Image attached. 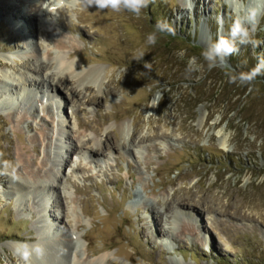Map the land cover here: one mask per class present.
<instances>
[{
	"label": "rangeland",
	"instance_id": "1",
	"mask_svg": "<svg viewBox=\"0 0 264 264\" xmlns=\"http://www.w3.org/2000/svg\"><path fill=\"white\" fill-rule=\"evenodd\" d=\"M258 1L149 0L136 15L93 0H0L7 89L40 62L52 60L36 74L54 75L55 55L102 72L80 87L58 75L64 83L46 92L52 98L34 75L25 77L31 91L12 102L0 85V264H23L14 246L43 240L44 224L54 241L81 237L70 264L74 252L90 264H264ZM160 20L167 31L156 29ZM237 22L250 43L231 35ZM217 41L234 51L209 67L203 52ZM98 146L112 148L93 154ZM27 166L56 175L49 198L11 191Z\"/></svg>",
	"mask_w": 264,
	"mask_h": 264
},
{
	"label": "bare ground",
	"instance_id": "2",
	"mask_svg": "<svg viewBox=\"0 0 264 264\" xmlns=\"http://www.w3.org/2000/svg\"><path fill=\"white\" fill-rule=\"evenodd\" d=\"M254 1L257 2V0H254ZM258 3L262 4L263 0L261 2L258 1ZM42 12L45 13L46 11L44 10ZM34 16L35 15H33V13L31 14V12H30L24 18H27L28 20L31 21V20H34ZM45 54L47 57H49L51 52H46ZM69 55H70V53H68L66 55V57H63L62 55H55V57L53 59L54 68L56 70L54 75H53V73H51L49 75H46V74L38 75V74H36L35 70L37 67H44L43 65H45V64L50 66V63H52L51 62L52 60H50L46 63H45V61L40 62L39 65L37 64L38 66H36L33 69H30L26 75H20V76L17 75L16 77H19L18 78L19 80L18 79H16V80L12 79V81H15L16 85H9L10 88H8V89L6 88V86H8L7 80L10 79V75L7 73H3V75H2L3 79L0 81V85L2 88L1 91L2 92L4 91L3 93L5 94V97L7 99L11 100V102H12V100L14 99L13 97L15 95L14 93L21 95L27 91L30 92L31 90H29V88L27 86H30L29 82L34 81L33 83H35L36 80H39L37 85H42V86L46 87V89L42 88V89H44L43 93H45L46 96H50V94L46 93L47 91H48V93L53 94V93L57 92L58 84L61 82L64 83L62 80L60 81L58 79V75H59V77H61V79L62 78L66 79L67 77L75 78V80L77 82L76 83L77 87L82 86L83 83H94L98 80L100 74L102 73L101 70H99L97 68L78 70L75 63L67 61V58H69ZM32 75L35 76L33 81H28V79L25 78L26 76L30 77ZM11 88H12V90H11ZM26 89H28V90H26ZM150 102H151L150 106L154 107L156 102H157V98H153ZM5 103H10V102L5 101ZM84 145H86V144H84ZM220 145L222 147L225 145V139L220 140ZM107 146H110V144H108ZM111 148L112 147H106V148L100 149V147L98 146L97 148H95L94 152L93 151H91V152L93 154L103 155V154H105V149H111ZM74 149H75V147H74ZM33 152L36 154L39 153L38 149H36L35 147L33 148ZM45 175H46V178L44 179V175H41L40 173H37V172L33 173L32 171L28 170V166H27L25 169V173H23L22 176L20 175V177H18V179H19L18 182L11 181V187H12L11 191L12 192L15 191L14 193H18L20 195V199H22L23 196H25L26 194H34L36 197L47 196L49 198V193L55 189V183L57 182V180H56L57 177L55 174L53 175L51 172H46ZM42 178H43V180H42ZM12 192H11V194H12ZM158 213H159V210H158ZM42 231H43L42 236L44 237V239L43 240L40 239L37 243L32 245L33 247L39 246L41 248L42 252L39 255H37L35 252H33L32 257H31L32 264H70L66 260L67 259V253L70 249L69 246L71 244L77 245V240L81 239V237L79 235H76L75 236V237H77V240H76V239H74V236L72 233L67 232L68 234L66 233L64 236H66L68 238H64L62 241H60V240L54 241L53 238H55V235H53L51 233L52 227L49 226V224H47V225L44 224ZM47 239L53 241V243H54L53 247L51 246V244L49 245V243L47 242ZM14 247H16L15 249H17L18 245H15ZM84 252H87L86 248H85ZM84 252H83V255H85ZM72 255H73V258L70 259L71 264H90L87 262L86 259L81 260V257H79V255L77 253L74 252ZM86 256H87V254H86ZM102 261H103V258H100V259L96 260V262L94 264H102Z\"/></svg>",
	"mask_w": 264,
	"mask_h": 264
},
{
	"label": "clouds",
	"instance_id": "3",
	"mask_svg": "<svg viewBox=\"0 0 264 264\" xmlns=\"http://www.w3.org/2000/svg\"><path fill=\"white\" fill-rule=\"evenodd\" d=\"M149 0H93V4L99 8H111L113 10H119L121 6L124 8L134 12L136 15H140L141 10L143 8H146L148 6ZM156 29L158 31H167V22L160 20L157 21L155 25ZM231 35L233 38L240 37L241 43H250L251 41L248 39V33L243 30L239 23L233 25ZM156 36L155 33L149 34L148 36V42L149 43H155ZM223 41H217V43L212 44L203 52V56L206 60L210 61L209 67H214V61L217 57H219L225 64L227 63V57L232 54L234 49L231 46L225 47L223 46ZM195 63V58L189 61V64ZM259 69H254L251 72V75L248 76H241V79H251L252 76L256 75ZM16 252L20 259L23 261V264H32V254L35 252L37 255L41 254L42 250L39 246L33 247L32 245L20 242Z\"/></svg>",
	"mask_w": 264,
	"mask_h": 264
},
{
	"label": "trees",
	"instance_id": "4",
	"mask_svg": "<svg viewBox=\"0 0 264 264\" xmlns=\"http://www.w3.org/2000/svg\"><path fill=\"white\" fill-rule=\"evenodd\" d=\"M259 33L264 34V30H261ZM169 34H170V38L177 40V41L183 42L185 38V35H182V33H175L174 31H169Z\"/></svg>",
	"mask_w": 264,
	"mask_h": 264
}]
</instances>
